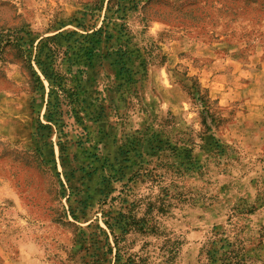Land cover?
<instances>
[{"label": "rangeland", "instance_id": "obj_1", "mask_svg": "<svg viewBox=\"0 0 264 264\" xmlns=\"http://www.w3.org/2000/svg\"><path fill=\"white\" fill-rule=\"evenodd\" d=\"M216 231L264 264V0H0V264H207Z\"/></svg>", "mask_w": 264, "mask_h": 264}, {"label": "trees", "instance_id": "obj_2", "mask_svg": "<svg viewBox=\"0 0 264 264\" xmlns=\"http://www.w3.org/2000/svg\"><path fill=\"white\" fill-rule=\"evenodd\" d=\"M250 213V211H248ZM241 213V211H239ZM264 232L259 235L258 244H262ZM217 242V243H216ZM225 247H227L225 249ZM244 244L242 239L235 236L234 240L228 241L223 232L216 231L208 240L205 254L207 255V264H246V258L249 256L244 253ZM118 260V259H117ZM115 264H136L132 259L126 261H117Z\"/></svg>", "mask_w": 264, "mask_h": 264}]
</instances>
